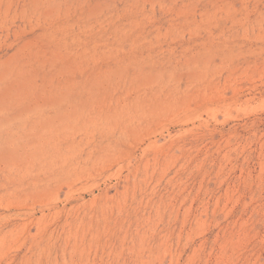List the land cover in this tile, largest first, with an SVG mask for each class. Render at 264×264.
I'll return each instance as SVG.
<instances>
[{"label":"rangeland","instance_id":"obj_1","mask_svg":"<svg viewBox=\"0 0 264 264\" xmlns=\"http://www.w3.org/2000/svg\"><path fill=\"white\" fill-rule=\"evenodd\" d=\"M0 264H264V0H0Z\"/></svg>","mask_w":264,"mask_h":264}]
</instances>
